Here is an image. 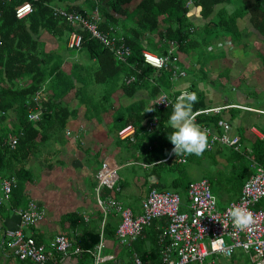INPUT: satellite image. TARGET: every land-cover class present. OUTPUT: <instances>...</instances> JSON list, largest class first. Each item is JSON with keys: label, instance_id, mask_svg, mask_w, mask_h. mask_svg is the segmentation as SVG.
Masks as SVG:
<instances>
[{"label": "trees", "instance_id": "obj_1", "mask_svg": "<svg viewBox=\"0 0 264 264\" xmlns=\"http://www.w3.org/2000/svg\"><path fill=\"white\" fill-rule=\"evenodd\" d=\"M52 1L0 0V182L10 177L16 181V188L9 197L11 205L17 208L25 202V186L34 178L29 168L32 158L36 155L44 157V162L49 168L51 166L49 161L55 155L48 154V144L63 141L71 119H75L79 114L76 108L62 105L60 101L66 97L72 99L71 96L74 95L78 101V108L86 110L87 119L98 110L99 104L95 101L94 95L82 93L84 90L78 84L80 81L104 87L98 101L99 103L102 101L101 106L108 105L109 97L116 90L121 91L123 99H126L127 104L121 103V106L114 109L116 115L111 119L107 130L109 135H113L112 140L120 150L121 162L125 164L127 161L130 162L124 171L132 173L138 181L143 179V188L148 191L155 188L161 192L171 190L183 198L190 183L185 178L188 175L187 164L199 165L205 160L203 159L205 155L214 152L215 157L226 149L231 152V155H227L226 162L231 164L232 169L226 168L219 172L216 170L213 178L208 180L217 200L221 197H228L231 200L239 196L243 182L252 172L250 160L264 166V123H253L263 134L262 139L246 137L243 127L236 128L240 136L239 152L217 145L212 151L205 148L200 156L191 154L176 156L173 152L170 154L173 145L167 137L172 131L168 127L172 107L148 111L150 107L148 102L162 91L172 89L174 94L180 91L175 92L171 87L173 68L155 70L143 63L141 52L148 50L162 56L167 54L171 44L174 45L173 53L178 56V66L181 68L183 64L181 55L188 57L194 66L191 75L197 76V79L192 78L190 83L192 91L197 96V101L192 105V113L209 109L204 94L196 89V81L206 78L205 68L207 65L210 67L211 60L218 56L217 50H221L220 55L224 54L223 48L215 46V42L231 40L234 45H238L243 31L239 30L237 21L247 14L253 29L264 37V0H238L240 2L238 9L229 14L224 5L232 3L233 0H192L191 6L187 5L188 0H139L132 9L127 8L132 0H83L88 2L91 11L97 9L98 14L103 16L104 19L98 23V30L101 33L122 39L130 47L131 54L126 63L119 61L112 51L92 37L85 28L71 25L64 18L53 16L50 6ZM25 2L32 5V12L18 19L15 17V9ZM192 8L197 10L200 24H194L190 19ZM63 9L86 18L92 15L75 5L64 3ZM71 31L81 36L82 44L79 51L84 50V56L94 64L84 65L83 69L74 65V72L71 67L70 73L66 74L61 69L63 55L59 50H46L45 41L51 37L63 47ZM80 70L81 79H78L76 72ZM136 70H139V73ZM131 75H135V82L125 84V80ZM47 79L50 81L46 87L47 90L51 89L50 96L47 94L41 97V115L37 120L31 121L25 101L31 99L37 91H41ZM210 84L217 85V82L213 81ZM138 92H143V95H137ZM252 99L254 105L261 104L259 99L255 97ZM224 112L228 113V121L231 124L241 109L229 107L219 113H200L195 116L194 121L200 129L207 127L220 133L217 122L224 119ZM152 116L159 119L158 130L148 133L144 129V123ZM128 124L136 129L134 141L123 142L117 138L116 132ZM12 131L17 138V144L11 148L7 144V136ZM43 152L44 155H41ZM180 159H184V162L179 161ZM244 161H248L249 164L244 165ZM125 173L118 183L121 192L104 187L101 195L114 199L118 197L124 202L129 199L128 197H132L127 192L132 184V177ZM95 181L97 183L96 178ZM92 185L95 186V183ZM5 204L7 203L2 205ZM61 222H67L72 229H80L79 235L75 237V244L79 247L93 250L98 244L100 214L91 224L86 223L78 213L64 215ZM116 228L115 213H112L103 225V238L113 237ZM160 232L153 233L155 243ZM157 255L159 264L158 248L139 257L146 264H152L150 259ZM56 257L60 255L56 254ZM81 258L86 259L87 264H93L90 254L83 253Z\"/></svg>", "mask_w": 264, "mask_h": 264}, {"label": "built area", "instance_id": "obj_2", "mask_svg": "<svg viewBox=\"0 0 264 264\" xmlns=\"http://www.w3.org/2000/svg\"><path fill=\"white\" fill-rule=\"evenodd\" d=\"M9 1V0H6ZM189 3H187L188 5ZM53 16L64 18L71 25L85 28L92 37L113 52L115 57L126 63L131 54V49L123 40L109 34H103L98 30L100 22L97 9L92 12L89 18L75 13L66 12L63 8L52 7ZM32 12V5L25 2L15 9V17L22 19ZM66 48L78 51L81 48L82 38L71 31L67 35ZM231 47L230 41L220 42L218 45ZM174 45H170L167 54L158 56L148 50L141 52L143 63L155 70H166L173 68L171 78L172 87L182 79L185 74L178 72V56L173 53ZM139 73V70H136ZM135 75H131L125 80V84H133ZM172 89L162 92L155 97L150 107L153 110H163L172 107L176 97ZM41 91L36 92L31 99L25 101L28 108L29 120H37L41 115ZM229 107L246 109V107L236 104L224 105L192 113L195 118L200 113H219ZM152 110V111H153ZM159 125L158 118L152 116L144 123L146 132H153ZM217 126L221 133L214 132L211 128L203 127L208 137L206 149L211 150L216 145L232 148L239 152L240 139L236 135H231V126L225 119H220ZM66 135L72 136L69 130ZM136 129L128 124L116 132V136L121 141H134ZM7 144L12 148L17 144V138L13 132L7 136ZM172 153V150L170 154ZM179 161L184 162V159ZM252 170L249 178L241 186L240 194L237 198L226 203L225 207L218 210V202L212 193L211 184L208 179L202 178L196 182H190L185 189L186 202L184 203L180 194L174 191H158L151 188L146 197L140 202V213L134 214L132 209L124 207L119 201L110 197L102 196L101 190L106 187L120 191L118 186L119 166L106 157L98 171L95 173L97 185L95 187V202L100 212V240L93 250H87L75 244V238L67 234L58 233L46 246L35 241L34 237L21 229H5L2 238V247L9 250L10 255L20 262L30 264H47L50 260H56V254L66 256L73 254L77 257L83 253H88L93 259V264H102L109 256H102L104 248V238L102 236L103 225L106 218L115 213L119 216V224L115 232V240L118 245L129 247L143 234L145 228L152 226L157 220H163L164 227L158 235L157 245L159 252V264H203L205 258L212 256L207 264H215V259L223 257L230 260L236 249L246 252L250 257L259 259V264H264V207L260 206L264 202V166L250 160ZM16 188V181L13 177L1 180L0 182V206L9 202L12 191ZM242 208L250 212L253 222L239 229L234 226L230 211L233 208ZM12 211L19 217L23 227L36 225L43 220L44 210L36 200H28L24 207L13 208ZM85 222L87 217L83 218ZM132 264H146L137 255H132ZM255 264V263H253Z\"/></svg>", "mask_w": 264, "mask_h": 264}, {"label": "crops", "instance_id": "obj_3", "mask_svg": "<svg viewBox=\"0 0 264 264\" xmlns=\"http://www.w3.org/2000/svg\"><path fill=\"white\" fill-rule=\"evenodd\" d=\"M138 2L139 0H132L131 3L127 5V8H134ZM64 3L84 8L87 10L86 13L89 15H91L93 12L88 6V2L86 3L83 0H59V6H61L60 8L64 7ZM188 3V5L191 6L192 0H188ZM239 4L240 2L238 0H233L232 3L224 5V8L229 14L232 13L236 8L238 9ZM189 15L194 24L201 23L198 19L196 9L192 8ZM99 18L100 21L104 19L100 13ZM237 26L240 31H243L241 41L238 43V45H234L231 40H229L231 47H228L225 44L223 46L218 45L220 41L215 42V46L223 48L224 54L221 57V50H217L218 56L211 60L209 64L210 67L207 65L205 68V73L207 75L206 78L204 80L199 79L196 81L197 89L204 94V100L210 108L221 107L227 103L246 107V109H241V112L231 124L228 121L229 115H227V118L224 117V119L229 122L231 126V135H236L240 139L236 128L241 126L244 128L246 137H256L258 139H262L263 134L258 131L253 123H264V89L261 90L255 83H250L249 77H255L257 81V75L260 74V69H263L264 55L258 52L257 49L261 48L260 44L264 42V37L259 35V33L253 29V25L250 22L248 14L238 19ZM44 38L46 39V37ZM64 45L61 47L58 41L54 40L53 38L51 39V37L47 38L45 41L46 50L54 49V51H61V48L63 49L62 52L64 54L62 55L64 60L62 62L63 65L61 69H63L64 73H70L71 67L73 71L74 65H77V67L83 69L84 65L79 59L80 51H67V49L64 48ZM247 51L250 53H247ZM180 58L183 64H181V68L177 66V69L178 72L184 73L185 76L173 86V90L175 92L178 90L193 92L190 87V83L192 78L197 79L196 74L191 75V73L194 72V66L191 65L192 61H190L188 57L181 55ZM245 58L248 59L241 60ZM91 62L93 63V61ZM219 64H222V68L217 70L216 68H218ZM81 72V70L76 72V78L81 79L79 77ZM213 73H215V75L212 79H210V76ZM220 80L226 81L228 83L227 87L231 93H233V99H231V97H224L226 95L223 96L221 93H218V91L212 90L213 85L210 83ZM49 83L50 81L47 79L46 83L42 86V96L47 94L50 96L51 89L48 88L49 90H47L46 88ZM79 85L81 86V84ZM169 91L170 89L167 91L165 90L164 92L168 93ZM119 92L120 91H116V97ZM216 93L218 99L216 98ZM137 95H143V92H138ZM90 96H93L92 90L90 91ZM144 96L146 97V95ZM71 97L72 99L66 97L60 102L62 105H68L70 108H76L79 112L75 119H71L68 128H66V130H69L72 136L75 138L64 134L63 141L50 142L48 144V154L55 155L52 160L49 161L51 165L49 168L44 162V157L36 155L32 158L29 168L34 178L31 183H27L25 186V202L22 205L17 206V208L24 207L28 200H36L44 210L43 220L36 225L23 227L19 217L12 211V209L15 207L11 205V202H9V204L7 203L0 206V264H30L28 262L18 261L16 258L12 257V255H10L7 248L5 249L2 247L3 232L5 229H21L34 237L37 243L46 246L58 233L67 234L71 238H75L77 235H79L80 229H72L67 222H61V218L68 213H78L82 218L87 217L88 221L86 223L91 224L94 219L97 218V215L100 214L95 202V187L97 185L95 181V173L100 168L102 161L108 157L112 162L119 166V169L120 166H122V168H127L126 165L130 163L129 161H127L126 164L125 162H121L122 155L119 148L115 146L112 139L108 140L109 134L107 127L111 122V118L105 116L101 122H99V124H97V122H95L92 118L87 119L86 110L78 108L77 99H75L74 95ZM252 97L259 99L261 104L254 105V100ZM153 99H151L148 103L150 104ZM222 99L224 104H218ZM106 118L109 119L107 124L104 123V119ZM97 127H100V129H97ZM202 128L203 127H201V129ZM206 138L208 142L207 135ZM111 143L114 145L110 147ZM213 149L206 150L212 151ZM44 152L41 155H44ZM117 161H119V164ZM125 172L128 173V171ZM128 175L132 177V184L130 187H128L127 192L132 197H128L129 199H127L126 202L122 201L118 197H116V200L119 201L124 207L131 208L134 214H139L140 202L146 197L148 190L142 186L143 179L138 181L136 176H133L132 173H128ZM92 183H95V186H93ZM222 199H225L223 201H230V198L228 197H223ZM182 200L184 203L186 202L185 192ZM107 219L108 217L106 220ZM115 221L117 227L120 222L119 216L117 214H115ZM152 227L154 228L152 229ZM161 227H164L163 220L154 221L152 226L145 228L142 236L129 247L118 245L115 240V233L113 237H105L104 248L101 251V255L112 257V259H108L102 264H132L133 254H137L139 256L144 253L149 254L152 251L154 252L157 250L158 245L155 243L153 233H158V231H161ZM235 255H237L236 252L233 253L230 261H232L233 264H241L236 262L234 259ZM85 260L86 259L81 258V256L77 257L73 254H69L64 257H57L56 260H50L47 264H87ZM150 261L152 264H157L158 255L155 258L153 257L150 259ZM218 262L219 260L217 263Z\"/></svg>", "mask_w": 264, "mask_h": 264}, {"label": "rangeland", "instance_id": "obj_4", "mask_svg": "<svg viewBox=\"0 0 264 264\" xmlns=\"http://www.w3.org/2000/svg\"><path fill=\"white\" fill-rule=\"evenodd\" d=\"M50 6H56V7H61L59 6V0H53L50 4ZM61 42H63V40H59ZM261 48L257 49L258 52H260L261 54L264 55V42L260 44ZM63 49L61 48V54H64L63 52ZM251 51V50H249ZM249 51H247V53H250ZM85 54V51L82 50L80 52V60H81V63L83 65L85 64H94L92 63L86 56H84ZM252 54V53H251ZM236 55V54H235ZM223 55H221L222 57ZM259 58L261 59V57L259 56ZM248 58H245V59H241V60H247ZM222 68V64H219L218 65V68H216L217 70H220ZM215 73H213L211 76H210V79H212L214 77ZM253 75V74H252ZM249 77V75H248ZM249 81L250 83H255L257 86H259V88L262 90L264 89V63H263V69L261 70L260 69V74L257 75V81H256V78H250L249 77ZM119 80H121V77L119 78ZM217 82V85H213V88L212 90H216L218 91V93H221L224 97H231V99H233L232 95L233 93H231V91L229 90V88L227 87L228 86V83L226 81H216ZM259 85H258V84ZM78 84H81L82 88L84 91H82L83 94L85 93H90V91L92 90L93 91V95H94V98L96 99V102L99 104V108L98 110L96 111V113L93 112L92 116L90 118H92L95 122H97V124H99V122H101V120L107 116L109 118H113L116 113H114V109H117L119 106H121L120 104H127L126 102V99H123V95L121 94V91L118 93L117 97H116V91H114V94H112L111 97H109V103L108 105H102V101L101 103H99L98 101L101 99V94L103 91H104V87L102 85H90V83H88L87 81L86 82H79ZM196 89H197V86H196ZM88 91V92H87ZM216 98H217V93H216ZM218 99V98H217ZM96 103V105H97ZM218 104H224L223 102V99L219 101ZM106 106V109H104ZM105 110H108L107 112H105ZM250 113V112H249ZM227 115L228 113L225 112V118H227ZM253 116V114H252ZM109 122V119L106 118L104 119V123L107 124ZM15 123V122H14ZM15 126V125H14ZM110 127V126H109ZM108 127V128H109ZM97 129H100V127H97ZM13 132V131H12ZM66 134V133H65ZM108 140H111L112 139V136L111 135H108ZM114 145L113 143H111L110 147ZM52 147V146H51ZM52 149V148H51ZM225 149V148H224ZM223 153H219L218 155H216L215 157L213 156L214 152H211V154L209 155H205V157L203 159H205L203 162H201L199 165L195 164V163H190V164H187L186 166V170L188 172V175L185 177L186 179H188L190 182H196L202 178H206V179H212L215 171L217 170L219 172V170H225L226 168L228 169H232L231 168V164H227L226 162V157L227 155H231V152L230 150H223L222 151ZM214 157V158H213ZM117 163L119 164V161H117ZM244 165H247L249 164L248 161H244L243 162ZM125 173L124 171V168H122V166H120V169L118 170V175H119V178H122V174ZM127 175V172L125 173ZM223 197L220 198V200H217L218 202V210H222L227 201H223L225 199H222ZM260 206H264V202H261L260 203ZM236 254L235 255V260L236 262L238 263H241V264H259V259L258 258H255V257H250V255L246 252H243L242 250L240 249H236ZM212 256H208L205 258V261L203 262V264H207L210 260H212ZM215 259V264H233L232 261L228 260V259H225L223 257H218V258H214ZM219 260V262L217 263V261Z\"/></svg>", "mask_w": 264, "mask_h": 264}, {"label": "clouds", "instance_id": "obj_5", "mask_svg": "<svg viewBox=\"0 0 264 264\" xmlns=\"http://www.w3.org/2000/svg\"><path fill=\"white\" fill-rule=\"evenodd\" d=\"M196 101V94L185 90L176 97L172 106L168 117V127L172 131L167 138L173 145L172 152L176 156L181 154L200 156L206 148V133L195 123L192 116V105ZM151 110L153 109L149 108L148 111ZM230 216L234 226L239 229H244L253 222L251 213L239 207L233 208Z\"/></svg>", "mask_w": 264, "mask_h": 264}]
</instances>
